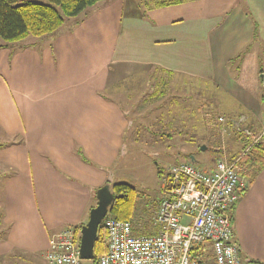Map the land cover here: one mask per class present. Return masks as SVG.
<instances>
[{
	"label": "crops",
	"instance_id": "crops-1",
	"mask_svg": "<svg viewBox=\"0 0 264 264\" xmlns=\"http://www.w3.org/2000/svg\"><path fill=\"white\" fill-rule=\"evenodd\" d=\"M145 12L132 0H100L49 34L0 46V254L45 259L53 234L79 232L87 221L132 125L107 94L116 84L151 76L157 84L203 81L232 98L229 126L240 119L253 131L264 121V0L154 1ZM254 24L256 43L234 59ZM226 131L218 135L232 162L247 137ZM231 212L242 260L264 263V167Z\"/></svg>",
	"mask_w": 264,
	"mask_h": 264
},
{
	"label": "rangeland",
	"instance_id": "rangeland-1",
	"mask_svg": "<svg viewBox=\"0 0 264 264\" xmlns=\"http://www.w3.org/2000/svg\"><path fill=\"white\" fill-rule=\"evenodd\" d=\"M132 1L148 14L145 12L146 5L166 0ZM184 1L190 3L193 0H180ZM262 62L264 67V60ZM152 78L139 80L133 77L124 84H116L114 89L118 91L107 92L127 110L132 120V125L125 131V152L118 156L110 170L111 183L124 182L136 189L140 209L144 211L142 219L150 228L152 223L146 220L147 215L153 214V205L163 193L158 171L165 173L169 166L180 161L192 162L197 168L208 171L213 168L217 158L223 159L224 156L218 135L221 129L227 130L231 136L241 133L247 137L245 141L250 143V135L237 128L247 129L251 134H258L264 128V121L253 131L243 121L238 126H229L231 116H226L229 105L233 104L232 98L213 89L212 84L181 77H170L165 83L157 84ZM120 86L124 88L122 91ZM201 86L211 87L206 90L201 89ZM220 115L224 118L222 122L218 120ZM191 157L194 159L191 160ZM229 213H232L231 209ZM141 229L143 233L149 231L145 227ZM5 232L0 219V241L6 237ZM0 264L47 263L41 252L29 254L13 249L0 254ZM80 264L92 262L81 259Z\"/></svg>",
	"mask_w": 264,
	"mask_h": 264
},
{
	"label": "built area",
	"instance_id": "built-area-1",
	"mask_svg": "<svg viewBox=\"0 0 264 264\" xmlns=\"http://www.w3.org/2000/svg\"><path fill=\"white\" fill-rule=\"evenodd\" d=\"M260 85L264 93V73ZM237 130L250 135L248 146L260 142L264 134V128L258 134ZM237 159L227 162L217 158L210 171L189 161L169 166L160 174L163 196L157 200L151 217L156 231L136 235L129 220L106 215L101 223L107 233V248L95 264H202L208 250L215 264H260L244 262L233 239L229 210L242 185L236 171ZM45 259L47 264L81 263L79 235L73 227L51 236Z\"/></svg>",
	"mask_w": 264,
	"mask_h": 264
},
{
	"label": "trees",
	"instance_id": "trees-1",
	"mask_svg": "<svg viewBox=\"0 0 264 264\" xmlns=\"http://www.w3.org/2000/svg\"><path fill=\"white\" fill-rule=\"evenodd\" d=\"M98 1L100 0H47V2L38 0H0V38L2 40L0 46L21 40L27 36L49 34L59 28L66 18L77 15L86 7ZM257 34V27L254 24L252 41L234 59L238 60L253 47L257 40ZM236 164V171L239 177L244 179L245 184L238 190L239 195H241L246 186L253 181L257 173L264 167V142L260 141L250 146H248V143L245 144ZM158 173L160 175L161 172L158 171ZM106 183L110 185L113 193V200L106 215L129 220L132 224V231L136 235L150 234L148 225L144 224L146 221L142 219L144 211L140 209L136 189L124 182L110 183L107 180ZM149 216L150 214L146 218L147 221H151L152 214ZM230 219L232 221V213H230ZM141 227H145L149 231L143 233ZM75 231H78V227L75 228ZM106 248L107 233L103 224L100 223L93 245L94 258L91 260L92 264L96 263L97 258L105 252ZM201 261L202 264L215 263L211 250H208L207 256Z\"/></svg>",
	"mask_w": 264,
	"mask_h": 264
},
{
	"label": "water",
	"instance_id": "water-1",
	"mask_svg": "<svg viewBox=\"0 0 264 264\" xmlns=\"http://www.w3.org/2000/svg\"><path fill=\"white\" fill-rule=\"evenodd\" d=\"M194 158L191 157V160ZM96 204L89 209L87 221L81 225L79 230V256L81 259L92 260L94 258L93 245L96 238L98 226L108 212L113 200L108 183L103 184L95 191Z\"/></svg>",
	"mask_w": 264,
	"mask_h": 264
}]
</instances>
